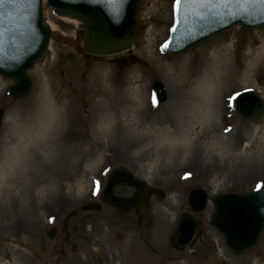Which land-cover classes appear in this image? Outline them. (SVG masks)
<instances>
[{
    "label": "rangeland",
    "instance_id": "rangeland-1",
    "mask_svg": "<svg viewBox=\"0 0 264 264\" xmlns=\"http://www.w3.org/2000/svg\"><path fill=\"white\" fill-rule=\"evenodd\" d=\"M172 5L173 0H139L132 47L95 56L82 49L81 24L62 20L44 4L50 41L27 70L28 95L10 97L12 80L0 75V264H96L92 247L103 264H264V228L252 250L234 254L210 223L214 195L264 188V114L243 120L233 106L235 93L250 87L264 100V59L250 68L264 42V25H235L170 55L162 45ZM229 42V72L205 95L201 78L209 58ZM120 56L128 59L121 71L115 66ZM134 58L140 62L132 63ZM155 80L166 92L159 104L151 100ZM10 158H16L12 167ZM121 169L152 187L140 225L133 227L135 219L125 228L98 220L91 247L73 238L68 247L78 243L77 253L55 254L59 239L47 241V228H61L64 216L80 209L98 182ZM24 186L34 199L20 192ZM194 187L208 195L206 206L195 212L186 202ZM184 213L197 217L202 229L180 261L140 245L137 237L144 236L172 255L167 243Z\"/></svg>",
    "mask_w": 264,
    "mask_h": 264
},
{
    "label": "water",
    "instance_id": "water-1",
    "mask_svg": "<svg viewBox=\"0 0 264 264\" xmlns=\"http://www.w3.org/2000/svg\"><path fill=\"white\" fill-rule=\"evenodd\" d=\"M216 5L214 4V2ZM42 0H4L0 4V74L13 80L9 90L12 97H25L32 86L27 70L40 59L47 48L50 28L43 23ZM55 14L82 22L84 53L105 56L129 50L135 41L138 0H46ZM175 23L165 49L172 54L228 29L235 23L254 27L264 25V0H182L176 7ZM125 23L118 33L116 30ZM139 59H131V62ZM128 59L118 57L116 66L122 69ZM157 99H166L159 81L154 83ZM235 110L243 120L257 121L264 114V100L252 90L235 96ZM0 108V126L3 116ZM130 182L141 192L135 209L143 215L152 189L131 175ZM206 200L205 191L194 189L188 201L192 210H201ZM214 213L210 223L215 226L234 253L252 249L264 227V190L255 188L245 193H224L213 198ZM174 239L188 250L201 233L202 224L190 214L178 222Z\"/></svg>",
    "mask_w": 264,
    "mask_h": 264
},
{
    "label": "flooded vegetation",
    "instance_id": "flooded-vegetation-1",
    "mask_svg": "<svg viewBox=\"0 0 264 264\" xmlns=\"http://www.w3.org/2000/svg\"><path fill=\"white\" fill-rule=\"evenodd\" d=\"M131 174V173H130ZM129 172L125 170H115L111 172L109 177L101 184L98 195L95 198L87 197L84 202L81 203L80 209H72L67 215L64 216L61 228L54 224L47 228L46 238L47 241L51 242L55 238L59 240L54 242V253L60 256L66 255L69 250L72 253H77V249L80 248L79 244L74 241L68 247L69 241L73 238L77 240H85L86 244L90 246V237L96 232V223L98 220L107 222H116L115 224L119 227L125 228L130 227L133 219L134 226L140 225L139 220L143 219L147 214L149 207V200L147 204L146 213L140 216L135 209L136 201L139 197L141 190L133 185L130 180ZM134 176L133 174H131ZM119 186L124 187L122 190H118ZM73 220L75 223H73ZM125 222L127 224H125ZM86 224L89 225V231H86L82 237V230H85ZM148 228V226H145ZM178 227V225H177ZM176 229L169 236L168 245L173 250V254L164 255L160 250L155 249L147 238L144 236H138L140 245L145 249L149 250L150 254H157L160 258L164 257L167 260L175 261L186 255V250L181 249L180 242L174 239ZM121 229V228H118ZM126 230V229H125ZM77 241V242H79ZM80 244H82L80 242ZM43 245L46 246L45 243ZM95 256L96 264H103L102 256L97 252V249L91 248ZM35 256V255H34ZM38 257V256H37ZM178 261V262H179Z\"/></svg>",
    "mask_w": 264,
    "mask_h": 264
},
{
    "label": "bare ground",
    "instance_id": "bare-ground-1",
    "mask_svg": "<svg viewBox=\"0 0 264 264\" xmlns=\"http://www.w3.org/2000/svg\"><path fill=\"white\" fill-rule=\"evenodd\" d=\"M62 20L64 19L65 21L68 22H72L74 24H77V21L73 18H69L66 16H59ZM49 24V23H48ZM50 25V24H49ZM125 23L123 25H121L117 31V33L124 28ZM230 45H233V42H229L223 46H221L220 48H218L215 52H213L209 58V69L208 71L205 73V75L201 78V82L205 83V88L202 90L203 93H205V95L209 93H211V91L213 92V85L214 84H222L221 80L222 77L221 74H223V72L228 68L229 69V65H230V61H231V57H230ZM250 45V44H249ZM252 45H250V48L247 52L248 55H252L254 49L251 48ZM264 59V42L261 44L260 48L256 50V52L254 53V56L251 58V63H250V68L253 67L254 65V61H258V60H262ZM230 60V61H229ZM233 66V65H232ZM236 67V66H235ZM226 70V72H229V70ZM220 78V79H219ZM220 92H222V89L219 91V95L221 94ZM204 95V96H205ZM186 140V138H185ZM12 157V156H11ZM14 159L16 158H10V160L8 159L7 165L9 163V167H12L14 165ZM2 178V175H0V179ZM32 189H29L28 187H23L22 190L20 191L21 193L23 191H25V197H28L29 199H34L33 194L31 195V192H29ZM41 192V191H40Z\"/></svg>",
    "mask_w": 264,
    "mask_h": 264
},
{
    "label": "snow or ice",
    "instance_id": "snow-or-ice-1",
    "mask_svg": "<svg viewBox=\"0 0 264 264\" xmlns=\"http://www.w3.org/2000/svg\"><path fill=\"white\" fill-rule=\"evenodd\" d=\"M181 2H182V0H175V5H176V7H179L180 6V4H181ZM2 3H4V0H0V4H2ZM167 45H165V47H166ZM154 103H155V101H154Z\"/></svg>",
    "mask_w": 264,
    "mask_h": 264
}]
</instances>
